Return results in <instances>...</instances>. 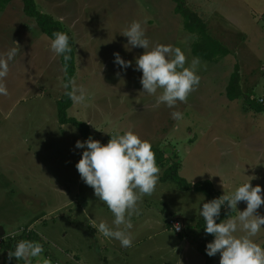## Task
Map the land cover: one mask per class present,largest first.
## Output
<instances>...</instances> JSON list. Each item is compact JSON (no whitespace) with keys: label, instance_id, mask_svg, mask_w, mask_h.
<instances>
[{"label":"rangeland","instance_id":"obj_1","mask_svg":"<svg viewBox=\"0 0 264 264\" xmlns=\"http://www.w3.org/2000/svg\"><path fill=\"white\" fill-rule=\"evenodd\" d=\"M186 1L231 54L214 62L199 58L198 89L186 103L169 109L143 93V73L135 70V61L146 50L126 49L129 38L121 34L139 21L152 47L181 48L189 66L198 58L192 54L197 37L185 29L173 0H36L40 11L66 28L76 51L74 80L88 92L85 103L73 105L69 116L87 122L94 140L104 145L111 135L133 131L167 154L168 162L159 166L156 192L142 198L139 214L132 218L134 244L123 251L114 248L121 246L119 241L92 227L111 225L114 216L76 168L86 149L75 145L87 140L74 125L59 122L57 100L66 92L61 56L52 52V39L37 21L27 16L23 0L0 7V57L19 48L5 80L9 95L0 96V226L16 237L25 230L36 233L32 241L43 252L32 264H220L219 253L209 257L201 249L204 220L199 211L211 199L162 182L161 176L179 163L181 176L192 183L211 180L221 196L250 181L264 188V154L247 157L241 142L246 129L264 145V117L254 115L258 112L246 101L264 99V0ZM114 53L132 61L126 72L114 63ZM237 64L245 95L230 100L226 90ZM172 111L184 118L173 120ZM261 159L254 172L251 165ZM246 207L245 202L238 204L241 211ZM257 214L264 215V205ZM172 217L183 222L182 234L169 225ZM181 237L190 241L184 250L176 249ZM253 239L264 246V230ZM0 264L24 261L9 260V251L0 249Z\"/></svg>","mask_w":264,"mask_h":264},{"label":"clouds","instance_id":"obj_2","mask_svg":"<svg viewBox=\"0 0 264 264\" xmlns=\"http://www.w3.org/2000/svg\"><path fill=\"white\" fill-rule=\"evenodd\" d=\"M53 35L51 50L67 63L72 53L70 37L62 32ZM121 35L129 38L126 49L140 47L146 50L135 61V70L143 73V93L156 96L157 106L164 104L169 109L175 108L178 102L186 103L189 95L201 83V77L197 74L199 58L186 67L187 58L181 48L163 44L152 47L146 29L139 21H133ZM18 52L19 48L13 47L6 58L0 57V96L9 95L5 80L10 72V62ZM114 63L125 72L132 66V61H125L119 53H114ZM64 87L71 89L66 94L74 105H83L87 100V89L77 85L75 80ZM171 118L180 121L184 117L182 112L172 111ZM111 137L106 145L91 137L87 141H77L75 147L86 150L76 168L84 183L94 189L96 197L107 205L114 216L111 225L101 222L98 227H92L104 237L119 241L121 247L131 248L134 241L130 231L133 228L132 218L139 214L138 205L142 198L156 192L160 168L153 145L138 134L127 131ZM240 202L247 205L243 211L238 209ZM225 205L231 212H237V216L217 223ZM262 205L264 188L260 185L253 187L251 181L239 186L230 195L203 203L199 215L205 222V232L214 236V240L206 246V254L215 257L219 253L220 264H264V246L253 239L264 230V215L257 214ZM180 228L181 225L177 224L175 230L179 231ZM238 232L243 235L238 236ZM42 252L40 243L21 240L14 251H9V260L16 258L17 261H24V264H32L33 259L40 257Z\"/></svg>","mask_w":264,"mask_h":264},{"label":"trees","instance_id":"obj_3","mask_svg":"<svg viewBox=\"0 0 264 264\" xmlns=\"http://www.w3.org/2000/svg\"><path fill=\"white\" fill-rule=\"evenodd\" d=\"M13 0H0V7L4 8ZM176 4L175 12L183 18L185 29L197 39L192 44V54L198 58L207 60L209 62L218 61L231 54V50L223 44V42L212 35L209 29L208 23L204 18L196 11H194L186 0H173ZM24 11L27 16L34 18L37 21L38 26L49 36L52 40L54 39V33L68 32L60 20L55 19L52 15L43 13L39 10L36 0H23ZM71 53V60L65 63L61 56L62 66L65 70L64 82L65 84L75 79L77 66L76 64V51L73 46ZM71 89H66L65 94L57 101L58 117L59 122L62 125L72 124L80 131L82 137L88 140L89 137L94 139L90 125L81 121L75 117L69 116V109L74 105L66 94ZM226 95L230 100H236L243 97L244 89L242 86V74L240 65L235 66V70L230 77L229 84L227 86ZM249 107L258 113L264 112L263 103L257 102L255 99L247 98ZM153 151L156 155V162L158 166H164L168 161L166 152L156 146H153ZM180 164L174 163L167 168L161 176L162 182L172 181L175 182L179 189L183 191H196L206 195L209 199L213 200L221 197V194L215 188L211 180L199 181L192 183L180 174ZM235 211L231 212V209L225 205L221 209V215L217 219V223L224 222L227 219L232 218ZM200 226L203 228L202 231V245L201 249L206 253V246L208 243L214 240L212 234L205 232V222L201 223ZM37 238L35 232L25 230L19 237L10 239L1 245L0 249H6L8 251H14L16 244L21 240H34Z\"/></svg>","mask_w":264,"mask_h":264},{"label":"crops","instance_id":"obj_4","mask_svg":"<svg viewBox=\"0 0 264 264\" xmlns=\"http://www.w3.org/2000/svg\"><path fill=\"white\" fill-rule=\"evenodd\" d=\"M6 9V8H5ZM262 9H264V8H262ZM264 20V10L262 11V17H261V20ZM215 37V36H214ZM218 39V38H217ZM220 40V39H219ZM221 42V41H220ZM223 42V41H222ZM223 44L225 45V46H227L224 42H223ZM228 47V46H227ZM229 48V47H228ZM230 49V48H229ZM231 50V49H230ZM243 86V85H242ZM58 101V100H57ZM53 108V107H52ZM49 109V108H48ZM254 115H259V116H261V117H264V112H261V113H254ZM247 125V121H245L244 122V125L243 126H246ZM241 142H244V148H245V151L247 152V154H246V156L247 157H251L252 155H253V158L254 159H256L257 157H259V156H261L262 154H264L263 153V151H262V148L264 147V145H262V144H259V141H258V137H257V135H255V134H253V133H251V132H248V133H246V129H243V135L241 136ZM252 152H255L254 154H252ZM68 164V163H67ZM69 165V164H68ZM252 167H254L255 168V170H254V172H256V169L257 168H259V167H261L262 166V159L260 160V162H258V161H256V163L254 164V165H251ZM241 211V210H240ZM237 212H235V214H236ZM233 218V217H232ZM163 225H164V223H163ZM143 229L145 228V226L144 227H142ZM0 229H3V230H5V232H7V230H6V228L2 225V226H0ZM182 234V233H181ZM180 235V234H179ZM110 240V239H109ZM181 242H180V244H179V246H176V249H178V250H184V249H186V248H188L189 247V245H190V241L187 239V238H183V237H181ZM115 242H117V241H115ZM212 242V241H211ZM134 244V243H133ZM120 247L121 246H119V247H114V248H116V249H118V250H120V251H123L124 249H122V247H121V249H120ZM126 249V248H125ZM2 250V249H1ZM114 252H115V250H114Z\"/></svg>","mask_w":264,"mask_h":264},{"label":"built area","instance_id":"obj_5","mask_svg":"<svg viewBox=\"0 0 264 264\" xmlns=\"http://www.w3.org/2000/svg\"><path fill=\"white\" fill-rule=\"evenodd\" d=\"M259 100H260V102L264 103V99H259ZM177 224L181 225V228H180L179 231L175 230V227H176ZM169 225L178 234L182 233L184 231V228H185L183 222L178 217L170 218L169 219ZM16 236H17L16 234L6 233V232L3 234V233L0 232V248H1L2 244H4L6 241H8L10 239L16 238ZM4 237H5V239H4Z\"/></svg>","mask_w":264,"mask_h":264},{"label":"water","instance_id":"obj_6","mask_svg":"<svg viewBox=\"0 0 264 264\" xmlns=\"http://www.w3.org/2000/svg\"><path fill=\"white\" fill-rule=\"evenodd\" d=\"M0 232L4 234V233H5V230H3V229H0Z\"/></svg>","mask_w":264,"mask_h":264}]
</instances>
